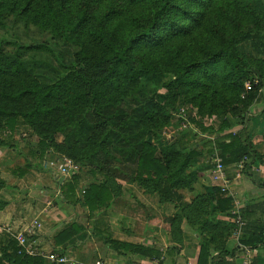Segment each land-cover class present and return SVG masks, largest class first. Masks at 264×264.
Here are the masks:
<instances>
[{
	"label": "trees",
	"instance_id": "16d2710c",
	"mask_svg": "<svg viewBox=\"0 0 264 264\" xmlns=\"http://www.w3.org/2000/svg\"><path fill=\"white\" fill-rule=\"evenodd\" d=\"M204 1L0 0V21L13 16L49 31L53 37L76 44L79 47L78 64L85 65L79 64L69 73L66 71L64 76L51 84H41L26 76L18 57L5 54L0 49V132L5 128L14 131L20 118L31 128L38 125L43 132L40 130V143L48 147L44 139L54 141L52 137L55 133L64 132L76 124L77 115L90 107L101 109L105 105L117 103L126 91L123 85L125 81H138L161 70L172 74L171 83L182 86L201 84L207 87V83L215 84L220 80L230 92L225 96L226 104L232 103L230 98L234 97V90H242L243 83L253 78L252 91L248 92V97L256 98L260 91H264V59L241 52L238 45L251 41L258 53H264L263 1L234 0L235 5L244 7L246 19L252 18L250 24L247 21V26H241L235 21L234 27L230 26L229 30L222 27L217 36H212L207 42L201 41L197 48L192 44L186 47L188 39L185 36L189 27L181 30L186 26L182 20L192 18L190 27L197 28L204 11L194 10L189 5ZM207 1L209 4L213 2ZM138 2H146L147 8L139 11L134 9ZM227 18L232 24V16H226L224 20ZM171 40V43H167ZM165 43L166 54L162 53L160 57L166 63L160 59L153 60L151 50ZM214 99L215 94L209 97L208 104L218 108ZM248 118L240 122L241 129L225 134L224 131L230 129V125L222 123L217 129L221 135L203 140V146H214L207 150L199 143L189 144L190 138L187 136L173 142L164 152H160L150 141H143L137 152L132 182L148 193L156 192L161 202L180 207L189 221L187 213L192 214L198 205V209H204L203 203L207 200L206 195H199L186 207L179 204L182 198L179 191L191 189L198 183L200 172L194 165L196 156L218 151L222 165L246 158L250 163L263 162L264 156L254 149L246 135ZM194 135L199 136L200 133ZM261 137L264 139V132ZM0 143L4 144L1 140ZM65 155L77 159L71 152ZM26 167L19 168L20 173L23 174ZM100 185V190H113L116 182L107 178L100 181ZM262 203L261 210L264 213ZM218 207L223 211L225 204L219 202ZM248 209L246 207L242 213L248 214ZM250 231L242 240L244 245L264 244V224L255 228L250 226ZM140 250L141 247L133 249L134 252ZM150 251L152 253L149 254H155L154 250ZM12 253L15 262L28 261L27 256L18 253L15 246ZM4 255L9 258L7 254ZM207 258L208 248L203 245L197 264H207Z\"/></svg>",
	"mask_w": 264,
	"mask_h": 264
},
{
	"label": "crops",
	"instance_id": "0c3cea01",
	"mask_svg": "<svg viewBox=\"0 0 264 264\" xmlns=\"http://www.w3.org/2000/svg\"><path fill=\"white\" fill-rule=\"evenodd\" d=\"M245 131L264 156V104L252 105ZM0 140L6 144L0 143V264H197L203 245L207 264H242L247 257L251 264H264V244L242 243L250 226L264 224V161L246 158L217 169L218 151L196 156L201 175L193 188L179 191V204L186 207L199 195L207 200L204 209L198 205L187 213L188 221L180 207L161 202L156 192L136 182L100 190L92 173L80 169L68 176L49 166L55 156L49 157L50 150L33 153ZM219 202L225 204L223 211ZM246 207L248 214L242 213ZM240 221L245 224L239 226ZM18 234L26 238L23 245ZM13 246L27 262L14 261ZM135 247L142 250L134 252Z\"/></svg>",
	"mask_w": 264,
	"mask_h": 264
},
{
	"label": "rangeland",
	"instance_id": "374dc122",
	"mask_svg": "<svg viewBox=\"0 0 264 264\" xmlns=\"http://www.w3.org/2000/svg\"><path fill=\"white\" fill-rule=\"evenodd\" d=\"M260 1L264 3V0ZM207 2L189 5L194 10L204 11V15L199 26L193 29L190 27L192 18L182 20L186 26L181 30L189 27L185 36L188 39L186 47L192 44L197 48L201 41L207 42L212 36H217L222 27L228 30L230 26L234 27L235 21L241 26H247V21L249 24L252 22L251 17L246 19L244 7L241 4L235 5L234 0H213L211 4ZM147 5L146 2H138L133 8L139 11L147 8ZM226 16H232V24L228 18L224 20ZM166 48L165 43L152 49L151 58L166 63L160 57L162 53L166 54ZM238 48L249 56L264 59V53H258L251 41L239 44ZM0 49L5 54L18 57L26 76L41 84L55 82L79 64L85 66L83 63L78 64L79 47L76 44L53 37L49 31L13 16L0 21ZM172 79L171 73L161 70L138 81H125L123 85L126 91L117 103L105 105L101 109L90 107L77 115L76 124L64 132L55 133L52 137L54 141L44 139L48 147L40 143L41 129L38 125L31 128L20 118L15 128L24 127L27 131L14 133L5 128L1 130L0 138L10 139L18 150L28 147L33 153L50 150L49 157L55 156L48 160L49 163L56 156H66V152H71L77 159L70 158L82 173H92L93 178L97 177L99 182L107 178H112L116 183L132 182L137 152L143 141H150L160 152L186 136L190 138L189 144L196 142L203 146L206 138L221 135L217 129L222 123L230 125L224 134L235 131L241 128L240 122L250 116L252 105L264 104V96L260 93L256 98L248 97V92L252 91L253 78L243 83L242 90H234L231 104H226L225 96L230 92L220 80L215 84L207 83V87L201 84L190 87L171 83ZM213 94L214 103L219 109L208 104ZM195 133L200 135L195 136ZM209 147L214 146H203L204 150Z\"/></svg>",
	"mask_w": 264,
	"mask_h": 264
},
{
	"label": "built area",
	"instance_id": "2783aa9c",
	"mask_svg": "<svg viewBox=\"0 0 264 264\" xmlns=\"http://www.w3.org/2000/svg\"><path fill=\"white\" fill-rule=\"evenodd\" d=\"M214 163H215V166L217 169H221L222 166H224V165H222V160H221V157H219V156H215ZM50 165L57 168V170L61 174L68 175V176H71L72 174L77 173L80 170V167L75 163V161L72 160L70 157H66V156L56 157V159L54 161H50ZM84 192H85V190L83 189L82 193H84ZM244 224L245 223L243 221L239 222V226H243ZM17 240L19 241V243L21 245H23L26 241V238L23 234H18ZM58 260L60 262H62L65 260V258L60 257V258H58ZM251 263H252V260L250 259V257H247L242 262V264H251ZM95 264H99V263L97 262Z\"/></svg>",
	"mask_w": 264,
	"mask_h": 264
}]
</instances>
